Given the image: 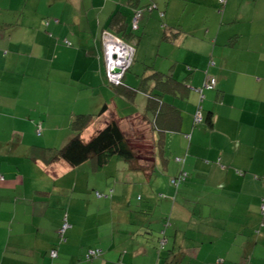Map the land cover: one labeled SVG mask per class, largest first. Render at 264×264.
I'll list each match as a JSON object with an SVG mask.
<instances>
[{
	"label": "crops",
	"instance_id": "0c3cea01",
	"mask_svg": "<svg viewBox=\"0 0 264 264\" xmlns=\"http://www.w3.org/2000/svg\"><path fill=\"white\" fill-rule=\"evenodd\" d=\"M133 2L0 0V264H161L164 249L138 238L151 229L140 219V227L130 220L129 201L119 199L118 182L106 185L107 191H113L111 196L94 199L92 210L89 204L84 212L79 204L75 205L79 209L74 208L67 193L74 191L70 185H77L81 165L30 155L33 145H63L69 140L72 129L65 128L76 114L69 106L72 100L81 102L79 113H98L105 107L85 132L86 138L117 119L129 133L144 124L146 140L158 139L143 120L151 92L160 93L182 116L179 131L162 134L165 152L155 154L156 168H163L169 181L182 167L187 173L179 188L182 193L168 190V198L176 202L180 194L193 191L197 207L207 200L229 208L222 228L211 225L195 233L212 243L205 249V259L209 247L211 252L219 244V255H226L220 256L221 264H239L238 260L264 264V257L257 256L264 227L263 237L246 232L249 209L258 207L264 196V0L247 4L252 6L248 15L252 21L244 27L235 25L239 12L228 20L230 25L211 22L210 16H217L218 0ZM138 12L139 27L133 31ZM227 14L228 8L223 15ZM200 18L205 21L198 22ZM105 29L136 47L134 61L142 66L131 78L129 70L124 77L134 92L109 82L102 41ZM65 39L71 43L65 44ZM211 77L217 79L214 89L205 86ZM30 103L37 106L35 122ZM199 111L204 121L195 123ZM129 125H136L135 130L128 131ZM27 127L38 134L27 136ZM174 157L182 160L178 166L170 163ZM152 175L145 174L149 180ZM64 218L72 225L65 242L59 243ZM164 218L160 226L166 228L164 245L170 229L173 237L189 233L190 228L176 227L171 219L165 227L169 216ZM231 219L236 223L232 230L226 224ZM122 234L132 247L125 248ZM205 244L197 243V255ZM94 247L104 250L102 256L87 260L88 249Z\"/></svg>",
	"mask_w": 264,
	"mask_h": 264
},
{
	"label": "rangeland",
	"instance_id": "374dc122",
	"mask_svg": "<svg viewBox=\"0 0 264 264\" xmlns=\"http://www.w3.org/2000/svg\"><path fill=\"white\" fill-rule=\"evenodd\" d=\"M250 3H253V0H230L229 5H227V2H226L225 7H224L220 3V0H218V5L216 9L210 6V8L214 9L215 12L217 13V16L213 14L210 16L211 22L214 24H221V22H223V25H230L231 23H229L228 20H230L233 15L239 12L240 21L235 22V25L244 27L242 24H247V23H250V21H252L251 18L249 17L250 14H252L253 12L252 6L247 5ZM226 8H228V11L230 13V14H227L228 17L223 15ZM221 9L223 10L222 13L220 11ZM233 9L235 10L232 12ZM31 19L33 20L34 18L31 17L30 20ZM202 19L203 18L197 19V21L204 22L205 20H202ZM185 21H187V18H185ZM135 53H136V50H135ZM134 60H135V55H134ZM134 60L128 72L130 75V78L131 76H133V74H135V71L140 69V67L142 66L141 61L139 60L134 61ZM76 70L79 71V67ZM68 82L71 84L70 80H68ZM141 95L143 94H138V96H141ZM72 102L73 103L69 104L70 108H74V112L76 114L81 112V111H78L80 110L78 107L81 105V102L75 103L73 100ZM30 106L28 105V109H30V112L29 110H26V113L29 112V114H33V117H31V119L33 118L32 121L35 122L34 121L36 118L35 115L38 112L36 110L37 106L33 103L32 104L30 103ZM98 110L100 109H97V112H99ZM129 111L130 109H127V112ZM28 118H30V115ZM4 120H7V119H4ZM36 123H37L36 128L38 132H40L39 127L41 126L38 127L40 120H38ZM139 123L141 124L142 122H137V124ZM135 127L136 125L135 126L129 125V127L127 126L126 128L128 131H134ZM140 128L142 129V131L145 132V134L147 133L148 127H146V125L141 124ZM27 129L30 130V128L28 127ZM65 129L70 130V127L69 128L67 127ZM137 130L139 129L136 128V131ZM30 131H28L27 136L32 137L38 134L37 131L33 130L32 132L34 133H31ZM71 131H72L71 134L73 135L74 132L73 130ZM32 139L27 138L28 141ZM143 139L141 138L138 139L137 137H135L132 140L134 141L135 146L136 147L139 146L142 149V153L147 156L148 151L150 150L149 149L150 145L148 144L146 140H143ZM43 145L61 147L64 144L54 145V144L47 143ZM171 159H172L170 161L171 165L176 164L178 166V163L181 162V160H179L177 157H174ZM126 167H127V163L124 160L117 158L116 156H114L108 162V164L105 165L104 168L102 169H94L92 162L90 161L84 164H81V166L77 170L78 172H76L79 177L77 185L74 186L73 184H71L70 188H73L74 191L71 192L69 190L67 192V193H70V197H71L70 203L74 206V208H77V209L79 208L75 205L79 204L80 209L84 210V212L86 211L87 205L90 204L91 207H88V208L92 210L94 199L96 198L98 199V197L96 196L97 195L96 192L99 191L105 197V195L109 193V191H107L109 187H107L106 185L113 184L111 185V187H113L114 183L118 182V185H119L118 194H120L118 195L119 199L123 197L124 199L123 201H129V206L127 207V209L129 210L128 215H129L130 220L135 221L136 222L135 226H138V227L141 226V222H140L141 220L144 227L148 226V228L151 229V231L145 229L144 232L140 234L141 237H138L142 239V241H144L146 244L150 243L154 246H159V241H160L159 238L160 237L162 238L164 236L160 229V226L162 224V217L166 218V216L167 217L169 216V220L171 219L175 223H177V225H175L176 227H179V225H181V226L190 228L188 234H184L183 236V234L181 233L180 235L178 234L175 237H173L174 231H172L171 229L169 230L170 233H168V237H167L168 242L166 243L164 250H163L164 255L162 256V259L160 261L161 264H220V263H217L219 261L220 256H223V257L226 256L225 254L219 255V250H221L220 248L221 245L217 244V247L219 248L212 247V251H214L213 253H211L212 251L210 252L211 247H209V249L207 250L208 251L207 256L208 257L211 256V258L209 260H208V257L207 259H205L206 257L205 249L207 246H210L212 243L210 244L207 243L210 239H206L201 235H198V234L196 235L195 233H198V231L202 229V227H204V229H207L211 225H214V227L222 228L223 225L225 224V221L223 218H225V220L226 219L228 220L229 211H226V209L228 210L229 208H225L224 205L218 206L215 203H213V201H207V200L201 201L202 203H204L202 207L201 205L200 207H197L194 205L193 199L195 197L192 196L193 191H190L191 195L183 194V196H181L180 194L177 201L174 202L175 200L168 198L167 196L168 190H171L173 194H176V193L178 194V192L180 193L182 192L179 191V189H176L175 187L171 185L169 179L167 178L165 174L166 171L162 167H161L162 170L159 168L156 169V171L154 172L150 180L145 176L144 173L142 172L140 173L135 170H129ZM174 167H175L174 169H176V166ZM139 195L140 197L142 195V198L140 199L137 198ZM165 204L166 206L163 207V205ZM249 213H250L249 220L251 222L246 232L247 233L251 232V234L253 235L254 234L257 235L258 233V234H261L263 237V233H261V230L264 227V196L258 207H255V206L250 207ZM71 214L74 215L73 212H71ZM165 218H164V221H165ZM145 221L147 222V224H145ZM231 221L233 220L231 219L230 221H227L226 224L229 225L228 229L232 230L236 223H232ZM52 224L53 223H50V226H52ZM163 224L165 225V223ZM62 225L59 227L60 229ZM231 230H228L227 233H230ZM145 231H147V233ZM124 234H122L123 245L125 246V248L132 247L133 246L132 241L124 237L125 236ZM201 241H205L206 244L204 245V249L202 250L200 255H197L196 250L199 249V247H197L196 245L197 243H200ZM173 243L175 245L174 248H173ZM181 247L184 248L186 253L182 252ZM257 247H258L257 248L258 251L260 252V254L257 256L264 257V240L260 241ZM250 256L251 254L246 256L245 263H247V261H250L249 260ZM238 263L242 264V262L239 260H238ZM254 264H259V262L254 261Z\"/></svg>",
	"mask_w": 264,
	"mask_h": 264
},
{
	"label": "trees",
	"instance_id": "16d2710c",
	"mask_svg": "<svg viewBox=\"0 0 264 264\" xmlns=\"http://www.w3.org/2000/svg\"><path fill=\"white\" fill-rule=\"evenodd\" d=\"M135 2L136 0H134L133 3L135 4ZM131 26V28L133 29V22ZM136 29H133V31H137ZM131 33L133 32L131 31ZM121 38L129 42L125 37ZM64 43L70 44L71 42L68 39H65ZM111 85L117 87H127L130 91H135V89L130 88L126 85V83L124 82V78L122 83H120L119 85ZM215 87H213V89ZM147 96L149 99L146 106V112L144 113L146 119L143 117V120L148 123L153 133L156 132L158 139L155 138V134H153V139H151L150 137L151 140H146L144 136L145 132L142 131V129L140 131L138 130L129 133L122 128L117 119L108 120L103 126L93 132L90 137L86 138L85 132L103 114V112L105 111V107H103V109L98 113L74 114L70 121V128L73 130L74 134L63 146L56 147L33 145L30 155L33 158H41L46 162L64 160L74 167L79 166L84 162L90 161L92 162L94 169L104 168V166L108 164L111 158L116 156L117 158L124 160L127 163L128 169L142 170L145 174L152 175L157 169V158L155 154L158 152V150L159 152L160 150L161 152H165L164 139L162 137V134L165 132L179 131L182 116L179 113V109L175 105L163 100L160 93L151 92L147 93ZM166 109H169V111H167ZM166 116L167 119L165 118ZM202 121H204V117ZM135 137H137L138 139L145 138L143 140H146L150 145V150L148 151L147 156L142 153V149L139 146H135V143L132 140ZM168 157H170V153H168L166 160H168ZM183 172H185V170L182 167L181 170H179V173L171 177L170 179L171 184L174 185L176 189H179L181 183L186 180L187 175L183 177ZM180 176L183 178L180 182H178ZM173 179L176 180L175 183L173 182ZM112 192L113 191L111 189V191H109V193L105 196H111L113 194ZM96 194V196L99 198L104 197V195L99 191H97ZM138 198L140 199L141 197L139 196ZM65 221L69 222V220L64 219L62 223ZM168 224H170L169 219L165 223V227H167ZM68 229L64 233H61L59 231V243H63L67 239ZM165 230L166 228L164 230H161L164 236L162 238H159V248L161 245L162 249H164L165 247L164 243H162V240L165 238ZM103 251L104 250L100 247L88 249L86 253V259L93 260L95 258H99L102 256Z\"/></svg>",
	"mask_w": 264,
	"mask_h": 264
},
{
	"label": "built area",
	"instance_id": "2783aa9c",
	"mask_svg": "<svg viewBox=\"0 0 264 264\" xmlns=\"http://www.w3.org/2000/svg\"><path fill=\"white\" fill-rule=\"evenodd\" d=\"M227 0H220V3L225 5ZM141 12H138L133 20V28L136 29L139 27V18H140ZM102 41H103V50H104V56H105V63L107 67V77L109 79V82L114 85H119L122 83L123 78L126 74V72L130 69L132 66L134 55H135V46L133 43L127 42L121 37L117 36L115 33L111 31L104 30L102 35ZM211 64H214V61H212ZM117 67L119 70L114 71L113 68ZM216 85V78L211 77L206 82L207 88H213ZM203 119L201 112H197L195 115L194 121L195 123L201 122ZM181 160V158H178ZM183 177L187 175L186 171L182 173ZM2 177V175H0ZM183 177H179L180 182ZM173 182L175 183L176 180L173 179ZM71 226L70 223L65 221L60 229L61 233H64L69 227ZM66 239V238H65ZM52 255L56 256L57 252L56 250L52 251Z\"/></svg>",
	"mask_w": 264,
	"mask_h": 264
},
{
	"label": "water",
	"instance_id": "95a60500",
	"mask_svg": "<svg viewBox=\"0 0 264 264\" xmlns=\"http://www.w3.org/2000/svg\"><path fill=\"white\" fill-rule=\"evenodd\" d=\"M113 70H114V71H118L119 69H118L117 67H114Z\"/></svg>",
	"mask_w": 264,
	"mask_h": 264
},
{
	"label": "bare ground",
	"instance_id": "6f19581e",
	"mask_svg": "<svg viewBox=\"0 0 264 264\" xmlns=\"http://www.w3.org/2000/svg\"><path fill=\"white\" fill-rule=\"evenodd\" d=\"M131 68V67H130Z\"/></svg>",
	"mask_w": 264,
	"mask_h": 264
}]
</instances>
